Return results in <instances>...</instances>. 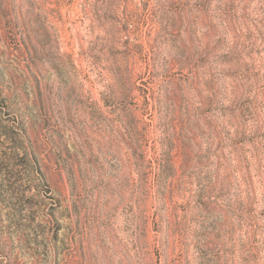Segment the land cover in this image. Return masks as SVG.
<instances>
[{
	"label": "rangeland",
	"instance_id": "374dc122",
	"mask_svg": "<svg viewBox=\"0 0 264 264\" xmlns=\"http://www.w3.org/2000/svg\"><path fill=\"white\" fill-rule=\"evenodd\" d=\"M0 264H264V0H0Z\"/></svg>",
	"mask_w": 264,
	"mask_h": 264
}]
</instances>
